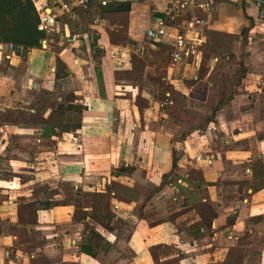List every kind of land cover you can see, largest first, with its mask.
Instances as JSON below:
<instances>
[{"label": "crops", "instance_id": "crops-1", "mask_svg": "<svg viewBox=\"0 0 264 264\" xmlns=\"http://www.w3.org/2000/svg\"><path fill=\"white\" fill-rule=\"evenodd\" d=\"M173 1L109 0L130 9L95 27L93 13L35 0L58 14L45 47L25 57L0 50V264H155V246L167 248L161 263L264 264L260 8L191 9L182 19H208L192 30L202 45L170 66L147 31ZM69 94L84 110L64 118L80 129L61 133L48 120ZM96 193L109 195L116 218L114 231L87 218L106 241L92 257L75 214L83 197L89 214Z\"/></svg>", "mask_w": 264, "mask_h": 264}, {"label": "trees", "instance_id": "trees-1", "mask_svg": "<svg viewBox=\"0 0 264 264\" xmlns=\"http://www.w3.org/2000/svg\"><path fill=\"white\" fill-rule=\"evenodd\" d=\"M130 4H114L109 3L107 6L103 7L98 4L94 5L91 13L95 16H103L104 13L108 12H126L129 11ZM153 18L167 20V16L162 14H157L153 12ZM42 25L39 12L35 3L32 0H0V43L12 44L15 48L14 52L18 55L25 57L27 52L32 49H38L43 47V42L47 39V30L40 29ZM96 37V36H95ZM151 40V39H150ZM155 43L153 40H151ZM157 47L160 52L165 53L170 60L172 53V47L164 46L158 43ZM57 68L59 73L64 77L68 76L70 72L68 71L66 65L60 60H57ZM137 105L144 106L147 104L146 100L141 96L136 98ZM84 108L75 102L73 94H69L63 101H61L55 109H53L48 123L55 129L58 128L61 133H71L76 132L80 129V125H71L64 122V118L67 113H81ZM119 172H122L121 170ZM125 172V171H124ZM194 178V173L191 174ZM168 177L165 176L164 179ZM164 184V183H163ZM183 192L191 197V193L185 189ZM92 198L93 210L87 214L84 212L79 205L75 214V221L83 223L84 233H87V247L82 246L81 249L84 253L92 257L97 255L94 253V249H104L105 238L96 231L92 224L87 223V218L95 225H101L108 231H114L112 223L114 222L116 216L111 210L110 197L108 194H93L90 196ZM31 207V204H25L21 208L22 210H27ZM209 206H204L205 212L208 211ZM208 223H204V225ZM167 248L164 246H155L151 248V255L155 264H179L182 256L169 261L161 263V256L165 254ZM237 264L243 262V256L236 259Z\"/></svg>", "mask_w": 264, "mask_h": 264}, {"label": "built area", "instance_id": "built-area-1", "mask_svg": "<svg viewBox=\"0 0 264 264\" xmlns=\"http://www.w3.org/2000/svg\"><path fill=\"white\" fill-rule=\"evenodd\" d=\"M32 1L35 2V0ZM95 4L105 7L109 4V0H55V8L61 13L71 12L72 10L91 13ZM255 4L260 8L258 21H263L264 0H255ZM36 7L44 28L50 26L58 16L57 12L55 14L47 13L44 6L36 5ZM216 7L217 0H174L170 7V14L167 15V20L157 19L154 25L148 29L147 36L155 43L172 47L170 66H176L183 58L196 57L198 55L199 48L202 45V38L199 34L193 35L192 30L208 25L207 18L184 20L182 19L184 14L190 12L191 9L199 8L206 15H210L215 12ZM100 21V17L95 16L93 25L98 27ZM94 37L95 33H92L91 38ZM81 39L82 36L74 37L75 41H80ZM6 47L10 51L15 50L12 44L0 43V50H4Z\"/></svg>", "mask_w": 264, "mask_h": 264}, {"label": "water", "instance_id": "water-1", "mask_svg": "<svg viewBox=\"0 0 264 264\" xmlns=\"http://www.w3.org/2000/svg\"><path fill=\"white\" fill-rule=\"evenodd\" d=\"M116 2L126 3V2H134L138 0H115ZM40 29H45L43 25L40 26ZM43 46L45 47V41L43 42Z\"/></svg>", "mask_w": 264, "mask_h": 264}, {"label": "rangeland", "instance_id": "rangeland-1", "mask_svg": "<svg viewBox=\"0 0 264 264\" xmlns=\"http://www.w3.org/2000/svg\"><path fill=\"white\" fill-rule=\"evenodd\" d=\"M139 54H140V52H139ZM238 71H240L239 68H237V71H236V72H238ZM231 72L233 73V71H231ZM236 76H238V75L236 74ZM79 201H80V205H82L83 203H87V200H86V198H84V197H83V200H82V198H81Z\"/></svg>", "mask_w": 264, "mask_h": 264}]
</instances>
